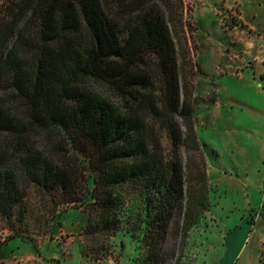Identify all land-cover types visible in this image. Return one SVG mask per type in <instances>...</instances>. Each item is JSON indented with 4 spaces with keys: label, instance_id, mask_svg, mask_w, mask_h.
Listing matches in <instances>:
<instances>
[{
    "label": "trees",
    "instance_id": "1",
    "mask_svg": "<svg viewBox=\"0 0 264 264\" xmlns=\"http://www.w3.org/2000/svg\"><path fill=\"white\" fill-rule=\"evenodd\" d=\"M154 1L0 0V219L10 238L31 193L52 211L65 206L57 226L69 208L86 215L85 259L105 260L125 235L133 264H162L178 208L182 238L208 212L205 170L182 160L187 146L203 154L183 2L157 0L162 11Z\"/></svg>",
    "mask_w": 264,
    "mask_h": 264
},
{
    "label": "rangeland",
    "instance_id": "2",
    "mask_svg": "<svg viewBox=\"0 0 264 264\" xmlns=\"http://www.w3.org/2000/svg\"><path fill=\"white\" fill-rule=\"evenodd\" d=\"M182 2L183 30L194 69L190 79L194 131L203 153L199 157L187 146L182 148V160L186 165L190 158L193 169L204 168L208 212L182 238L183 213L178 208L169 227L162 264H224L233 253L230 250L225 257V238L238 243L250 233L248 248L259 253L260 264H264V81H254L251 75L247 85L246 80L240 81L243 69L239 61H244L241 42L247 33L237 5L229 10L222 1ZM153 3L164 11L159 1ZM258 5L264 26V0H257ZM207 6L212 7L213 16L200 15L199 10ZM217 54L226 57L229 64L235 63L234 68L212 63ZM208 70L215 73L208 74ZM222 76L226 79L219 80ZM226 107L231 116H238L228 124L216 125L215 114L223 113ZM186 142L190 144L188 138ZM200 190L201 186L195 191ZM26 207L24 221L13 222L19 236L10 238L14 234L0 219V264H133L136 243L128 236L117 235L111 240L110 255L92 262L82 256L91 246L83 235L85 214L69 208L62 216V225L57 226L54 215L65 206L52 211L53 204L42 203L36 194L29 193ZM257 217L249 228L246 222L251 224ZM258 239L262 243L257 244ZM139 253L138 257L143 254L141 247Z\"/></svg>",
    "mask_w": 264,
    "mask_h": 264
},
{
    "label": "crops",
    "instance_id": "3",
    "mask_svg": "<svg viewBox=\"0 0 264 264\" xmlns=\"http://www.w3.org/2000/svg\"><path fill=\"white\" fill-rule=\"evenodd\" d=\"M213 1V0H208ZM214 1H222L223 6L225 9L232 10L233 5L238 6L239 15L243 25L245 26L246 37L241 42L243 48V55L244 61H239L241 64L240 69L242 70V74L240 76V81L245 82L246 85L248 83V78L250 79V75L254 81H264V68L262 64L264 63V26L261 25V21L259 20V8L260 5L257 6V0H214ZM200 15H210L213 16L214 12L212 7H205L199 10ZM257 21H259L257 23ZM212 63L220 64L222 68H234V64H229L226 57H222V55L217 54L216 57L211 58ZM262 67H261V66ZM232 71V70H231ZM208 74H214L213 70H208ZM223 78H219V80L226 79L224 76ZM216 78V77H215ZM219 91V90H218ZM223 91H227L225 88ZM232 112V111H231ZM225 108L224 112L217 111L215 114L214 120L216 125L220 123H230L233 121L234 117L238 115L231 116ZM261 202L264 203V194L262 195ZM257 217L254 219V222L249 224L247 221V225L252 228L254 224H256ZM243 226L244 224H240ZM247 227V226H246ZM251 233L248 236H242L241 240L237 243L234 239L232 241H228V238H225V255L228 254V251H232L231 257L228 261H224V264H260L261 258L259 257V253H257L253 248H248V245L251 240ZM233 236V235H232ZM262 243V239L257 240V244ZM234 244V246H233ZM235 247V248H234ZM227 257V255L225 256ZM34 258V257H33ZM55 258V257H53ZM54 260V259H52ZM79 260V258H78ZM56 261V259H55ZM58 264V261L55 262Z\"/></svg>",
    "mask_w": 264,
    "mask_h": 264
}]
</instances>
